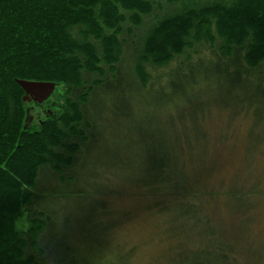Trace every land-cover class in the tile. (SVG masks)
I'll list each match as a JSON object with an SVG mask.
<instances>
[{"label":"rangeland","instance_id":"rangeland-1","mask_svg":"<svg viewBox=\"0 0 264 264\" xmlns=\"http://www.w3.org/2000/svg\"><path fill=\"white\" fill-rule=\"evenodd\" d=\"M206 1L212 0H199ZM161 6L157 13L177 9ZM145 20L135 28L138 37L154 18ZM210 45L195 44L164 66L145 65L147 91L128 87L130 79L140 85L132 71L125 72L130 79L118 76L102 85L96 102L91 97L86 114L96 126L89 150L73 169L39 173L43 197L33 210L51 216L41 235L44 264H198L214 257L207 231L214 227L219 240L237 244L238 261L264 264V62L250 68L242 61L243 72L239 60L221 58L219 40ZM218 56L223 63L213 62ZM198 60L212 63L200 75L171 76ZM129 61L124 57L120 71ZM62 95L61 86L41 105L27 102L31 114L59 112ZM168 153L175 161L172 177L209 190L211 198L196 201L206 220L180 216L179 206H169L173 195H143L142 184L152 179L145 172L150 158ZM17 227L28 230V213Z\"/></svg>","mask_w":264,"mask_h":264},{"label":"trees","instance_id":"trees-1","mask_svg":"<svg viewBox=\"0 0 264 264\" xmlns=\"http://www.w3.org/2000/svg\"><path fill=\"white\" fill-rule=\"evenodd\" d=\"M164 2L177 9L157 13ZM149 17L153 23L139 38L135 28ZM217 40L225 61L239 60L243 72L259 67L264 62V0H0V264H44L41 235L51 216L33 210L43 197L37 190L39 173L45 167L73 169L89 150L96 124L86 109L91 97L104 93L102 85L134 71L140 85L129 78L128 87L147 91L145 65H167L195 44L213 46ZM124 57L130 59L129 69L120 71ZM221 58L213 62L223 63ZM210 63L198 60L171 76L200 75L199 69ZM17 79L62 86L60 111L45 112L25 129L30 106ZM174 162L169 153L150 158L145 172L152 179L142 184L143 195H173L169 206H179L180 216L206 220L196 201L211 198L209 190L172 177ZM187 196L194 200L187 203ZM27 213L30 227L22 231L17 222ZM207 231L215 241L209 252L214 257L198 259V264H247L234 255L236 243L219 240L215 227Z\"/></svg>","mask_w":264,"mask_h":264},{"label":"water","instance_id":"water-1","mask_svg":"<svg viewBox=\"0 0 264 264\" xmlns=\"http://www.w3.org/2000/svg\"><path fill=\"white\" fill-rule=\"evenodd\" d=\"M17 83L24 90L25 95L23 97L24 102H34L36 104H43L54 93L57 88V84L53 82L43 81H30V80H16ZM34 106H31L26 111L25 129H28L34 120V116L31 114Z\"/></svg>","mask_w":264,"mask_h":264},{"label":"flooded vegetation","instance_id":"flooded-vegetation-1","mask_svg":"<svg viewBox=\"0 0 264 264\" xmlns=\"http://www.w3.org/2000/svg\"><path fill=\"white\" fill-rule=\"evenodd\" d=\"M36 104V103H35ZM48 114H51L50 112H48ZM41 115V114H40ZM39 114H37V117H39L40 116ZM35 118H36V116H34Z\"/></svg>","mask_w":264,"mask_h":264}]
</instances>
